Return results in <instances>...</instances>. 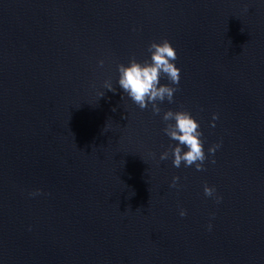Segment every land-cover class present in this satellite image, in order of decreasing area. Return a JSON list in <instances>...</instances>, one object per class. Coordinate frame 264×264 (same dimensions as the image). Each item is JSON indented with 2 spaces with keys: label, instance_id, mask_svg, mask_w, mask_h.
I'll list each match as a JSON object with an SVG mask.
<instances>
[{
  "label": "water",
  "instance_id": "1",
  "mask_svg": "<svg viewBox=\"0 0 264 264\" xmlns=\"http://www.w3.org/2000/svg\"><path fill=\"white\" fill-rule=\"evenodd\" d=\"M165 39L154 115L117 66ZM168 110L204 171L173 166ZM0 264H264V0H0Z\"/></svg>",
  "mask_w": 264,
  "mask_h": 264
},
{
  "label": "clouds",
  "instance_id": "2",
  "mask_svg": "<svg viewBox=\"0 0 264 264\" xmlns=\"http://www.w3.org/2000/svg\"><path fill=\"white\" fill-rule=\"evenodd\" d=\"M150 61L146 60L139 63L133 57L128 66L120 64L117 66L119 79L118 85L123 93L127 95L131 101L136 104L141 110L147 109L149 104L152 106L154 115L161 113V108L157 102L169 103L174 102V93L178 91L177 87L170 85H179L180 83V68L174 61L178 59L176 49L171 43L165 39L159 43L152 42L148 46ZM99 65L103 67L104 61L101 60ZM162 78H166L170 84L162 85ZM104 87L109 91H115L110 82H105ZM104 93L100 94L102 97ZM123 98V97H122ZM115 111V109H113ZM166 126L163 132L171 140L177 142L176 146H169L171 151L172 164L175 168H180L183 163L185 167L195 166L197 171H204V162L207 159L204 152V142L202 141V132L200 124L193 118L188 111H172L168 110L162 117ZM218 119V116H213V120ZM174 121V123H173ZM215 127V124L212 125ZM220 144H216L208 149V153L214 155ZM187 149L185 151L184 149ZM169 151H165L160 155V160H167ZM213 164L215 160L211 161ZM179 177H173V182L170 187H176ZM214 187L204 186L205 196L212 197L215 193ZM39 193H32L38 195ZM219 202V198H217ZM138 210V209H137ZM186 212L180 211V216L184 217ZM211 225H209V230Z\"/></svg>",
  "mask_w": 264,
  "mask_h": 264
}]
</instances>
